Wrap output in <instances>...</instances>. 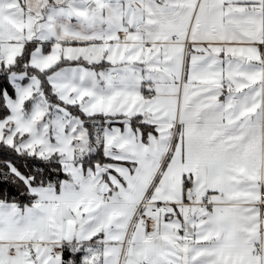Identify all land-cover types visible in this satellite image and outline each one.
<instances>
[{
    "label": "snow or ice",
    "instance_id": "obj_1",
    "mask_svg": "<svg viewBox=\"0 0 264 264\" xmlns=\"http://www.w3.org/2000/svg\"><path fill=\"white\" fill-rule=\"evenodd\" d=\"M0 264H264V0H0Z\"/></svg>",
    "mask_w": 264,
    "mask_h": 264
}]
</instances>
